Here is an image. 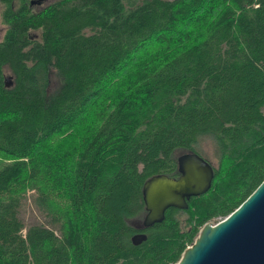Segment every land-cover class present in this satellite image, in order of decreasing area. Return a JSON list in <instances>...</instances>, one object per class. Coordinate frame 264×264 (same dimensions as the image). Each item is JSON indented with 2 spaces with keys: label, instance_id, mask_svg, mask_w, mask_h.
<instances>
[{
  "label": "trees",
  "instance_id": "obj_1",
  "mask_svg": "<svg viewBox=\"0 0 264 264\" xmlns=\"http://www.w3.org/2000/svg\"><path fill=\"white\" fill-rule=\"evenodd\" d=\"M33 1L0 0V264L178 263L264 182V0ZM204 141L212 189L135 227Z\"/></svg>",
  "mask_w": 264,
  "mask_h": 264
},
{
  "label": "water",
  "instance_id": "obj_2",
  "mask_svg": "<svg viewBox=\"0 0 264 264\" xmlns=\"http://www.w3.org/2000/svg\"><path fill=\"white\" fill-rule=\"evenodd\" d=\"M178 170V179L163 174L145 183L142 229L164 222L169 209L188 210L192 198L212 189L214 167L201 156L182 154ZM147 240V234L132 238L135 246ZM176 264H264V182L229 216L206 224Z\"/></svg>",
  "mask_w": 264,
  "mask_h": 264
},
{
  "label": "rangeland",
  "instance_id": "obj_3",
  "mask_svg": "<svg viewBox=\"0 0 264 264\" xmlns=\"http://www.w3.org/2000/svg\"><path fill=\"white\" fill-rule=\"evenodd\" d=\"M54 1L56 0H42L36 3L34 7H36L35 9L37 11H39ZM168 1H173V0H168ZM1 12H2V5L0 4V40L2 39L4 32L6 30V27L1 22ZM6 75L8 77V81L12 82L13 76L11 72L9 71V69L6 70ZM201 150L203 154L205 155L206 159L213 165V167L218 168L219 158L217 155L216 145L212 143L211 141H204L202 143ZM20 217L27 226L38 224V225H43L47 228L53 229V227L49 224V219L45 216V214L36 208L34 204V196L32 194H29L27 196L25 204L23 208L21 209ZM220 220L221 219H218L213 222L220 221ZM143 221H144V218L137 219L132 223L138 229H142Z\"/></svg>",
  "mask_w": 264,
  "mask_h": 264
}]
</instances>
